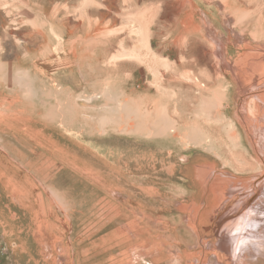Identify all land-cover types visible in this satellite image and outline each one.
I'll return each instance as SVG.
<instances>
[{
  "label": "rangeland",
  "instance_id": "obj_1",
  "mask_svg": "<svg viewBox=\"0 0 264 264\" xmlns=\"http://www.w3.org/2000/svg\"><path fill=\"white\" fill-rule=\"evenodd\" d=\"M219 41L233 59L264 48V0H0V264H217L226 240L227 264H264L243 219L264 200V128L262 159L239 123L241 143L206 119L227 86L238 122L246 88L224 83ZM164 114L205 147L154 136ZM198 154L208 185L220 171L235 187L220 200L185 176Z\"/></svg>",
  "mask_w": 264,
  "mask_h": 264
},
{
  "label": "bare ground",
  "instance_id": "obj_2",
  "mask_svg": "<svg viewBox=\"0 0 264 264\" xmlns=\"http://www.w3.org/2000/svg\"><path fill=\"white\" fill-rule=\"evenodd\" d=\"M247 14V12H246ZM140 30V29H139ZM140 34V33H139ZM240 36V35H239ZM237 37V36H235ZM237 39H240L239 37ZM243 39V38H242ZM237 41V40H236ZM241 41V40H240ZM143 44V43H142ZM145 44V43H144ZM241 45V44H240ZM239 45V46H240ZM238 46V45H237ZM238 46V47H239ZM264 47V46H263ZM239 51L237 52V54L235 55L236 57L233 59L231 58L230 55H228V48L226 47V44H224V42H218L217 44V50L215 53H217L219 55V57L223 60V62H225V65L222 67V75L224 76L223 80L224 83H226V75L227 76H232L233 80L236 81L237 83H244L246 88L244 89V91L242 92V103H240L238 105V112L236 111V117L238 118V122H236L233 118L229 117L227 118L225 112L227 109V105H228V97H227V89L226 87L224 88V90H222L223 92H218L216 93L217 95L220 94L219 96H217L218 102H219V113L217 115L216 118H212L210 117V113H208V120L214 121L216 123H219V125L221 126H228L229 127V131L227 133V136L230 137V139H234V140H238L237 142L241 143V134L238 130V123L244 128L250 142L254 145V149L256 151L257 154H259V157L262 158L263 155H261V152L258 151V149L256 148V144H257V139L258 136L261 135V131L264 128V48L262 47H256L255 49L252 48L248 42H245L244 45H241L239 47ZM172 51V50H170ZM214 51V50H213ZM135 52V51H134ZM181 52V51H180ZM217 57V56H216ZM148 58V57H146ZM153 58V57H152ZM145 59V58H144ZM148 60V59H147ZM151 65V64H150ZM18 73V72H17ZM26 75V74H24ZM23 75V76H24ZM28 75V74H27ZM22 78V77H21ZM19 79V78H18ZM26 79V78H25ZM17 80V79H16ZM198 81V80H197ZM19 82V81H18ZM22 82V81H21ZM21 82H20V89H21ZM15 83H17V81H15ZM199 83V82H198ZM235 83V82H234ZM32 84V83H31ZM18 85V84H17ZM30 85V84H29ZM35 85V84H34ZM205 84L202 83L201 86H204ZM207 85V84H206ZM239 85V84H238ZM236 85V86H238ZM240 86V85H239ZM30 89V87H28ZM220 88V87H219ZM239 88V87H238ZM41 89V88H40ZM62 89H64L62 87ZM205 89H209L208 86ZM221 89V88H220ZM33 90V89H32ZM53 91H55L54 89H52ZM217 90V89H216ZM28 91V90H27ZM30 91V90H29ZM203 91V90H202ZM215 91V90H214ZM226 91V92H225ZM56 92V91H55ZM222 93V94H221ZM28 94V93H27ZM49 95H51V93H48ZM45 95V94H43ZM190 95V94H189ZM240 95V96H241ZM32 96V95H31ZM48 96V95H47ZM50 97V96H49ZM99 98L100 95L95 96V98ZM94 98V97H93ZM189 98V97H188ZM185 101V100H184ZM214 102V101H213ZM133 104V103H132ZM226 104V106H225ZM186 105V104H185ZM53 106V105H52ZM51 107V106H50ZM49 109V108H48ZM139 109V108H138ZM188 109V108H187ZM51 110V109H50ZM124 110V108H123ZM128 110V109H127ZM250 110V112H249ZM48 111V110H47ZM58 112H60V108L59 110H57ZM145 111V110H144ZM127 112V111H126ZM130 112V111H129ZM139 111H137L136 108H134L132 110V113H135L136 115V128H134L133 130H141V126H142V117L139 115L138 113ZM252 113V117L248 115ZM131 113V112H130ZM144 113V112H143ZM57 114V113H56ZM55 114V115H56ZM183 114V113H182ZM202 114V113H201ZM212 114V113H211ZM126 115V114H125ZM123 115V116H125ZM131 115V114H129ZM206 115V114H205ZM216 115V114H215ZM47 116V115H46ZM146 115H144L143 117H145ZM181 116V115H180ZM187 116V115H186ZM49 117V116H48ZM55 117V116H53ZM52 117V119H53ZM128 116H125V118ZM161 117V118H160ZM158 119H156L159 122H155L156 124L153 125L152 123V127L154 126L153 129V135L157 136V137H166L169 140H178L181 144H186L188 143L187 140H189L190 144L188 143V145L192 144V147H197V145L199 146H204V141L202 137H199L195 132L193 133L194 137H190V132H188L189 129V125L187 122L183 121V123L181 125H179V122H176V120H174L173 118H171L169 115H161ZM214 117V115H213ZM59 118V117H58ZM134 118V117H133ZM184 118V116H183ZM236 118V119H237ZM51 119V118H50ZM106 119V118H104ZM103 119V120H104ZM180 119V118H179ZM48 120V119H47ZM54 120V119H53ZM108 120V119H107ZM120 120V119H118ZM152 120V119H151ZM154 120V119H153ZM125 121V120H124ZM203 121V120H202ZM62 122V121H61ZM146 122V121H145ZM125 124V123H124ZM214 124V123H213ZM253 128H252V126ZM125 126V125H123ZM135 127V126H134ZM151 127V128H152ZM203 127V125H202ZM102 128V127H101ZM124 128V127H123ZM133 128V127H132ZM197 130L199 131L198 126L196 127ZM126 129V128H125ZM122 130V129H121ZM124 130V129H123ZM122 130V131H123ZM128 130V129H127ZM193 130V128H192ZM195 130V129H194ZM214 130V129H211ZM215 131V130H214ZM260 134L258 135L257 133ZM125 132V130L123 131ZM127 132H130L127 131ZM132 132V131H131ZM134 132V131H133ZM201 132V131H200ZM207 132V131H206ZM210 132V131H209ZM257 132V133H256ZM199 133V132H198ZM220 133V132H219ZM256 133V134H255ZM209 134V133H208ZM256 135V136H255ZM213 136V135H212ZM211 137V135H210ZM206 138H209V136H206ZM155 140V139H154ZM159 140V139H158ZM186 142V143H185ZM231 142V141H230ZM177 145V143H176ZM179 145V144H178ZM207 145V144H206ZM264 145V144H263ZM182 146V145H181ZM180 147V146H178ZM185 147V146H184ZM183 147V148H184ZM187 147V146H186ZM191 147V146H190ZM205 147V146H204ZM181 148V147H180ZM182 148V149H183ZM203 149V148H202ZM84 150V149H83ZM170 150V149H169ZM168 150V151H169ZM186 150V149H185ZM192 150V149H191ZM167 151V150H166ZM167 151V153H168ZM237 153V152H236ZM235 154V152H232V155ZM262 154H264L262 152ZM187 157V156H185ZM175 158V157H173ZM233 158V157H231ZM237 158V157H236ZM186 159V158H185ZM235 159V158H234ZM263 159V158H262ZM199 154L196 157H192L191 158V162L185 167L186 171H185V176L192 182V184H194L195 186V191L197 192L196 194H201L204 193L205 191L210 190L212 192V199H210V202H212L214 200V198H217L218 200L221 199V195H223V193L230 191V189H233L235 187H229L231 185V183H229V180L225 179L224 174H221L219 172H217L214 177V179H212V183L210 185H208V179L210 176H212L213 171L215 169V162H206V163H199ZM232 160V159H231ZM260 160V159H259ZM189 161V160H188ZM196 161V162H195ZM228 161V160H227ZM234 161V160H233ZM171 164V163H170ZM177 164V163H176ZM175 165V164H174ZM264 165V164H263ZM135 171H136V175H140V172H143V165L140 162H137L135 165ZM165 166V165H164ZM217 166V165H216ZM243 166V165H242ZM168 167V166H167ZM145 169V167H144ZM151 170V169H150ZM216 170V169H215ZM151 171H154L151 170ZM171 171V170H170ZM155 172V171H154ZM158 172V171H156ZM161 172V170L159 171ZM181 172V171H180ZM215 172V171H214ZM263 174V173H262ZM136 177V176H135ZM228 178V177H227ZM122 179V177H121ZM258 179V178H257ZM263 179V178H262ZM168 181V180H167ZM171 182V181H170ZM174 182V181H173ZM229 184H228V183ZM232 182V181H230ZM255 182V181H254ZM259 183V181H257ZM262 182V181H261ZM177 183V182H176ZM173 183L174 185H170V183L166 182L164 185L167 187H170L172 189V191H175L178 193V195L180 196L179 193H181L182 195L184 194V192H188V189L191 185L185 186L184 182H180V183ZM250 183V182H249ZM234 184V181H233ZM261 184V183H260ZM258 185V184H257ZM193 186V187H194ZM263 186V191L261 193L264 194V182L263 184L260 185L259 188H261ZM136 187V186H135ZM175 190H173V188ZM192 187V186H191ZM246 187V186H245ZM250 187V186H249ZM138 188V190H141L142 193L146 192V190L144 188H140L139 186L136 187ZM230 188V189H229ZM251 188V187H250ZM255 188V187H254ZM258 188V189H259ZM245 189V188H244ZM258 189L255 195L253 196V200L257 199V194H258ZM252 190V188H251ZM193 190H191L192 193ZM234 191V190H233ZM194 192V191H193ZM231 192V191H230ZM239 192V191H238ZM253 192V191H252ZM169 193V192H168ZM172 193V192H171ZM210 193V192H209ZM208 193V194H209ZM233 193V192H232ZM141 194V193H139ZM173 194V193H172ZM176 194V193H175ZM173 194V195H175ZM205 194V193H204ZM177 195V196H178ZM185 195V194H184ZM187 195V194H186ZM175 196V197H177ZM200 196V195H199ZM203 196V195H202ZM234 196V195H233ZM204 197V196H203ZM227 197V196H226ZM225 198V197H224ZM227 199V198H226ZM140 200V199H139ZM202 200V199H201ZM202 202V201H200ZM204 202V201H203ZM222 203V202H221ZM186 206V205H184ZM181 207V206H180ZM188 206H186L187 208ZM251 210L247 213L243 215V219H245L247 216L248 218L245 221H248V227L247 233H251L254 236V243H253V248H254V252H253V256L256 257L257 262L260 261V259L264 258V200L262 199H257L255 201L254 205H250ZM183 209V207H182ZM184 210V209H183ZM187 211V209H185ZM184 210V211H185ZM182 211V210H181ZM198 211V210H197ZM217 213V212H216ZM180 215V214H179ZM206 213H202L199 216V219L201 222L204 221V219L206 218ZM228 215V214H227ZM189 217V216H188ZM195 218V217H194ZM251 218V219H250ZM190 219V218H189ZM189 219L188 222H189ZM231 219V220H230ZM228 223H226V225L223 227L226 229V232L229 230V232L232 233V231L235 232L236 229V221L233 220V218H230ZM211 220V219H210ZM236 224V225H235ZM218 225V223H217ZM235 226V229H234ZM192 227V226H191ZM195 225L193 226V229L197 230V227ZM216 227V226H215ZM213 226V228H215ZM222 228V227H221ZM220 228V229H221ZM188 229V228H187ZM228 229V230H227ZM234 229V230H233ZM193 231V230H192ZM233 232V233H234ZM232 233V234H233ZM255 233V234H254ZM143 235V234H142ZM199 235V234H198ZM196 236V235H195ZM218 236V235H217ZM225 236V235H224ZM223 236V237H224ZM226 238V236H225ZM230 238V236H229ZM222 239V238H221ZM136 240V239H135ZM220 240V239H219ZM224 241V240H223ZM221 242V241H220ZM220 242H218L220 244ZM223 243V242H222ZM229 243L228 240H226L223 244H220L219 246L217 245V260L219 263L217 264H227V261L229 260V256H225L224 252H225V248L227 246V244ZM247 247H245L246 249ZM138 249V248H137ZM185 254V252H184ZM183 254V255H184ZM185 256V255H184ZM191 256V255H190ZM181 257V256H180ZM233 257V258H232ZM231 258L234 259V256H232ZM185 258V257H184ZM186 263V262H185ZM193 264V262L191 263Z\"/></svg>",
  "mask_w": 264,
  "mask_h": 264
}]
</instances>
